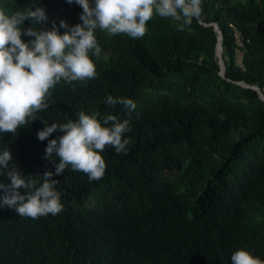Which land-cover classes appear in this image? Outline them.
<instances>
[{
	"label": "trees",
	"instance_id": "trees-1",
	"mask_svg": "<svg viewBox=\"0 0 264 264\" xmlns=\"http://www.w3.org/2000/svg\"><path fill=\"white\" fill-rule=\"evenodd\" d=\"M41 4L45 27L80 22L75 3ZM175 23L154 14L139 38L97 29V75L61 80L38 119L0 137L25 173L42 174L54 169L44 150L58 133L39 140V118L96 110L131 124L126 153L105 146L102 178L70 167L54 176L58 214L0 206V264H231L238 247L264 259V100L255 89L264 95V0H202L200 17L183 30ZM109 94L135 109L106 104Z\"/></svg>",
	"mask_w": 264,
	"mask_h": 264
},
{
	"label": "clouds",
	"instance_id": "clouds-1",
	"mask_svg": "<svg viewBox=\"0 0 264 264\" xmlns=\"http://www.w3.org/2000/svg\"><path fill=\"white\" fill-rule=\"evenodd\" d=\"M80 6L78 23L64 19L51 22L41 0L9 10L0 0V137L6 131L16 134L18 126L38 119L47 109L50 89L63 80L86 82L97 75L94 57L102 47L96 30L109 35L125 33L139 38L147 31L152 16L171 18L178 30L189 26L202 14V0H66ZM27 21V24L25 23ZM38 25V27H37ZM64 31H61V29ZM26 37V38H25ZM240 42V41H239ZM105 103L122 104L129 113L135 109L132 98L109 94ZM43 127L37 138L47 139L44 157L54 162V169L42 174L25 173L14 159L9 144L0 142V206L15 209L20 216L36 218L56 215L64 208L62 192L55 175L66 167L87 174L89 181L103 177L106 145L117 153L127 152L131 124L128 118L99 111H79L75 119L51 122L39 118ZM62 133V134H59ZM59 159H53V156ZM231 264H264V259L245 247L230 255Z\"/></svg>",
	"mask_w": 264,
	"mask_h": 264
},
{
	"label": "water",
	"instance_id": "water-1",
	"mask_svg": "<svg viewBox=\"0 0 264 264\" xmlns=\"http://www.w3.org/2000/svg\"><path fill=\"white\" fill-rule=\"evenodd\" d=\"M214 26H215V29L218 31V53H217V55H218V62H219V65H220V73L223 74L224 70H225V65H224V61H223V57H222V46H221L222 35H221L220 30H219L218 24L214 23ZM255 89L259 93V96L264 100V95L260 91V89L259 88H255Z\"/></svg>",
	"mask_w": 264,
	"mask_h": 264
},
{
	"label": "built area",
	"instance_id": "built-area-1",
	"mask_svg": "<svg viewBox=\"0 0 264 264\" xmlns=\"http://www.w3.org/2000/svg\"><path fill=\"white\" fill-rule=\"evenodd\" d=\"M238 44H239V45H241V43H240V42H238Z\"/></svg>",
	"mask_w": 264,
	"mask_h": 264
},
{
	"label": "rangeland",
	"instance_id": "rangeland-1",
	"mask_svg": "<svg viewBox=\"0 0 264 264\" xmlns=\"http://www.w3.org/2000/svg\"><path fill=\"white\" fill-rule=\"evenodd\" d=\"M239 61V60H238Z\"/></svg>",
	"mask_w": 264,
	"mask_h": 264
}]
</instances>
